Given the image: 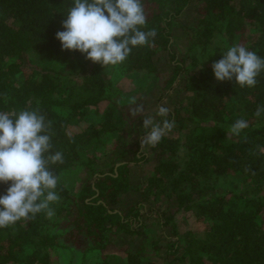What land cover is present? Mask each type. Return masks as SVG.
Instances as JSON below:
<instances>
[{
  "label": "trees",
  "instance_id": "trees-1",
  "mask_svg": "<svg viewBox=\"0 0 264 264\" xmlns=\"http://www.w3.org/2000/svg\"><path fill=\"white\" fill-rule=\"evenodd\" d=\"M142 4L146 15L142 30L155 29L156 36L148 45L132 49L125 70L147 72L166 87L179 77L188 114L178 124L185 129L188 122L186 128L191 127L185 142L166 134L150 148L153 172L143 182H134L131 171L138 161L147 160V154L137 152L130 161L118 158L109 170L98 168L95 157L83 159L119 128L109 115L83 129L73 128L90 107L112 100L116 91L100 64L79 51H62L55 38L63 30L61 21L72 0H0V112L38 109L51 121L50 151L62 152L64 158L62 164L51 166L60 197L50 205L54 215L48 218L41 212L0 228V264H58L54 251L81 236L91 241L89 251L101 254L91 264H116L111 255L103 254L114 243L112 237L143 235L145 219L156 212L144 211L145 205L161 197V203L176 206L167 212L163 226L179 212H193L205 225L203 237L174 232L167 247L173 259L165 264H264V154L260 153L264 117L254 115L264 105V72L255 87L240 88L234 80L218 82L211 67L237 44L264 57V0H142ZM193 4L192 19L179 22ZM176 32L190 40L185 59L174 48ZM29 51L48 53L60 63V70L28 68ZM167 60L174 65L170 73L164 67ZM72 71L78 80L67 78ZM241 118L249 127L233 136L229 128ZM121 140L123 134L113 150H119ZM182 148L185 153L178 160ZM71 170H86L91 176L75 193L59 181ZM226 176L238 181L226 182ZM7 187L0 183V195ZM132 193L134 199L129 198ZM143 251L144 246L136 251L126 247L119 264H144Z\"/></svg>",
  "mask_w": 264,
  "mask_h": 264
},
{
  "label": "clouds",
  "instance_id": "clouds-1",
  "mask_svg": "<svg viewBox=\"0 0 264 264\" xmlns=\"http://www.w3.org/2000/svg\"><path fill=\"white\" fill-rule=\"evenodd\" d=\"M61 25L63 30L55 33L61 50L79 51L104 68L123 63L133 48L148 45L156 36L155 29L142 30L146 25L142 0H72ZM211 67L218 82L234 80L240 88H252L264 72V57L237 44ZM142 111L137 108L133 115ZM169 111L159 106L156 115L161 121L152 116L143 119L141 151L156 147L174 127L175 121L167 119ZM254 115L264 117V105H259ZM248 127V121L241 118L229 131L240 136ZM243 139L247 141L246 136ZM51 149V121L38 109L0 112V183L8 184L6 193L0 195V228L33 219L41 212L48 218L54 215L50 205L60 197L58 177L51 166L62 164L64 158L62 152L53 154ZM260 153L264 154V149Z\"/></svg>",
  "mask_w": 264,
  "mask_h": 264
},
{
  "label": "rangeland",
  "instance_id": "rangeland-1",
  "mask_svg": "<svg viewBox=\"0 0 264 264\" xmlns=\"http://www.w3.org/2000/svg\"><path fill=\"white\" fill-rule=\"evenodd\" d=\"M195 4L191 5L186 10V13L179 22L192 19ZM179 30L181 31V29ZM173 44L178 53V57L185 59L188 56L190 40L183 34L176 32L173 38ZM27 60H29L27 67L31 69L48 67L55 71L60 70V63L53 59L48 53L29 51ZM124 65L125 63L123 62L116 66L109 65L105 68L102 66L114 82V90L116 92L112 100L103 101L98 106L90 107L83 115L82 120L73 124V128L76 130L83 129L90 123L104 121L109 115L119 130L113 132L109 137L107 136L103 143L95 145L90 151L84 153L83 159L87 160L88 157H95V163L98 168L109 170L118 158L119 160L121 159L120 161H130L137 152L142 156L143 154H147V160L138 161V164H136L131 171L132 180L134 182H143L145 176L153 172L154 168L153 153H150V148L146 147L143 151L140 150L139 143L143 135H145L142 126L143 119L152 116L156 121H161L162 118L156 115L158 107L165 106L169 108L170 113L167 119L170 121L174 120L175 125L167 135L172 138H178L181 142H185L187 130L191 125L186 128L187 122L185 123V129H183L178 124V121L187 117L188 100L182 99V95L184 96L185 93L183 92L179 77L171 84V87H166L160 78L156 79V77L149 75L147 72L127 73ZM164 67L167 73H170L174 69L173 63H170L168 60ZM75 71L77 70L75 69ZM74 72L72 71L67 78H76L73 77ZM76 80H78V78H76ZM137 108H142L143 111L133 115ZM171 113H174L173 117L170 116ZM119 134H123L124 141L121 140L119 150H113ZM105 151H108V154H106ZM184 153V148H182V151L178 154L180 156L178 160L184 156ZM90 177L91 176L86 170H71L62 173L59 181L62 184L68 185L70 190L75 193L80 189L83 183H85V180ZM223 180L226 182L238 181L234 176H226ZM239 187L241 190L245 188L242 183H240ZM134 194L135 193L129 195V198L134 199ZM130 199L129 202H131ZM152 202L151 204L146 203L144 211L151 213V208H153L156 212L154 213L155 215L151 213V215L145 219L143 235L134 236L133 238L126 233L118 235L122 236L125 240L117 239L118 236H114L112 237L114 243L110 244L103 252L104 255H111L109 258L113 262H116V264L124 261L126 257V247L136 251L138 247L143 246L144 251L141 255L144 264H165L166 261L173 259V255H167V247L168 244L175 239L173 237L174 232H178V236L181 237L189 231L194 233L197 237H203L205 235V225L197 220L193 212H186L185 214H179V212L175 215V220L168 221L169 223L163 226L168 216L167 212H171L176 208L175 203L171 201L161 203L162 197ZM159 213H163V217H161ZM124 242H127V244H124ZM67 245V247L61 246L57 251H54L58 264H91L101 257L100 253L97 254L89 251L92 243L85 236H81L76 243L69 242ZM156 247L159 248L157 251L155 250Z\"/></svg>",
  "mask_w": 264,
  "mask_h": 264
},
{
  "label": "crops",
  "instance_id": "crops-1",
  "mask_svg": "<svg viewBox=\"0 0 264 264\" xmlns=\"http://www.w3.org/2000/svg\"><path fill=\"white\" fill-rule=\"evenodd\" d=\"M153 215H155V214L153 213ZM132 238H133V237H132ZM132 238H131V239H132Z\"/></svg>",
  "mask_w": 264,
  "mask_h": 264
}]
</instances>
